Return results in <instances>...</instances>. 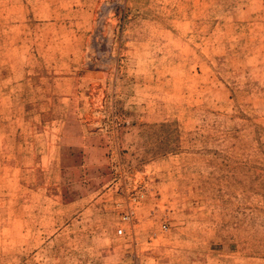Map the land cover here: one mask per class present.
Here are the masks:
<instances>
[{
	"label": "rangeland",
	"instance_id": "obj_1",
	"mask_svg": "<svg viewBox=\"0 0 264 264\" xmlns=\"http://www.w3.org/2000/svg\"><path fill=\"white\" fill-rule=\"evenodd\" d=\"M0 264H264V0H0Z\"/></svg>",
	"mask_w": 264,
	"mask_h": 264
},
{
	"label": "built area",
	"instance_id": "obj_2",
	"mask_svg": "<svg viewBox=\"0 0 264 264\" xmlns=\"http://www.w3.org/2000/svg\"><path fill=\"white\" fill-rule=\"evenodd\" d=\"M122 233V230H118V234H121Z\"/></svg>",
	"mask_w": 264,
	"mask_h": 264
}]
</instances>
